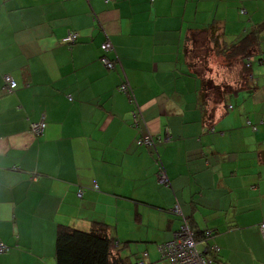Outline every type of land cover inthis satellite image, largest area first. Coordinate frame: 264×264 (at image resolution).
I'll use <instances>...</instances> for the list:
<instances>
[{
  "label": "crops",
  "instance_id": "crops-1",
  "mask_svg": "<svg viewBox=\"0 0 264 264\" xmlns=\"http://www.w3.org/2000/svg\"><path fill=\"white\" fill-rule=\"evenodd\" d=\"M69 30L77 40L66 44ZM214 31L229 46L255 39L250 72L241 64L232 83L215 81L222 94L210 104L212 78L194 74L185 50ZM260 39L264 0H0V241L9 248L0 264H55L61 225H102L126 263L169 264L158 246L180 227L176 204L207 264H264ZM5 75L17 88H4ZM125 79L132 97L119 89ZM146 133L154 147L135 143Z\"/></svg>",
  "mask_w": 264,
  "mask_h": 264
},
{
  "label": "built area",
  "instance_id": "built-area-1",
  "mask_svg": "<svg viewBox=\"0 0 264 264\" xmlns=\"http://www.w3.org/2000/svg\"><path fill=\"white\" fill-rule=\"evenodd\" d=\"M107 1H112V0H106V2ZM76 40H77V34L74 31L69 30L67 31L65 37H63L61 41L66 44H71L74 43ZM101 49L105 52L112 51L113 46L111 41L110 40L104 41L101 44ZM105 55L106 54L104 53L103 55L100 56L99 58L100 62L106 67V69L114 68L115 67L114 60L108 58ZM124 81L125 82H123L119 86V89L121 92L127 94L129 97H132L131 86L129 85L127 79H125ZM4 82H5L4 88L8 90H13L14 88H17L16 81L10 75L4 76ZM131 113L133 118V125L135 127H139L141 123H144L142 113L140 112L139 109L136 108ZM44 128H45V122L43 120H41L38 123H34L30 125V129L34 134L42 133ZM135 143L137 145L152 146V147L155 146V140L153 136L149 133H146L141 137L137 138L135 140ZM157 160H158V169H157L158 181L164 186H169L170 181L165 172V168L158 157ZM170 210L175 215L181 216V223L179 229L174 234V237L171 240L163 242L158 246L162 259L167 260L169 264H207L211 260L206 258L201 251L197 250L196 241L194 239L195 238L194 232L190 227L188 219L182 214L179 205L176 204ZM259 228L264 242V218L260 222ZM7 249L8 247L3 242L0 241V253L5 252Z\"/></svg>",
  "mask_w": 264,
  "mask_h": 264
},
{
  "label": "trees",
  "instance_id": "trees-1",
  "mask_svg": "<svg viewBox=\"0 0 264 264\" xmlns=\"http://www.w3.org/2000/svg\"><path fill=\"white\" fill-rule=\"evenodd\" d=\"M248 33L230 46L227 44L219 45L218 48H220L221 52V48H225L226 50L234 51L236 56L246 58L253 50L255 39L253 33ZM194 74L197 73L194 72ZM207 89L213 90L214 96L222 94L221 88L213 85L212 80L204 82L203 90ZM191 229L193 228L191 227ZM194 236H196L195 232ZM113 245L114 242H112L111 238H108L105 227L102 225H98V227L90 231H82L61 225L58 227L56 237L55 264H128L124 260V256L122 257L120 254V249H113ZM8 250L9 248L5 252L0 253V255Z\"/></svg>",
  "mask_w": 264,
  "mask_h": 264
},
{
  "label": "rangeland",
  "instance_id": "rangeland-1",
  "mask_svg": "<svg viewBox=\"0 0 264 264\" xmlns=\"http://www.w3.org/2000/svg\"><path fill=\"white\" fill-rule=\"evenodd\" d=\"M259 15L260 14H258L257 16ZM241 16L244 17L245 19H248L249 17L248 15H245V13H243L242 11H241ZM250 24L251 22L247 21L245 25H240L241 27L237 31V33L239 32V34H243L244 32L242 28L245 26H250ZM247 30H249V28H247ZM256 31L257 34L259 35L260 31L259 30ZM260 42L264 47V40L260 39ZM226 44H227L226 42L224 43V38L222 37L221 33L217 31L200 32L190 37V40L188 41L186 47L187 60L189 65L192 67L193 71L198 73V75L202 77L212 78L213 85L215 81L221 82L226 80L228 83H232L233 82L232 77L234 76L235 73L239 72L241 68V64L245 73L250 72L249 68L244 67V58H241V56H239L238 58V56H236V53L234 51H229L226 50L225 48L222 49V52L220 51V48H218V46L219 45L223 46ZM254 57H255L254 58L255 61L253 63L254 69H259L264 72V62L262 64L258 63V60L260 58L264 59V51L255 52ZM235 82H236L235 84L238 85L237 82L239 81H235ZM263 85H264V76H261L259 86L262 88ZM220 86L223 87V85ZM220 86L219 88H221ZM224 89H226L225 86ZM203 91H204L203 92L204 95L209 98L208 101L210 104L211 103L214 104L215 100L220 99L221 97V95L213 96V90L207 89ZM132 124H133V118H132ZM146 244L152 245V243H150L149 240L148 243ZM154 259L157 261V263L167 264V262L161 260L159 256L154 257Z\"/></svg>",
  "mask_w": 264,
  "mask_h": 264
}]
</instances>
